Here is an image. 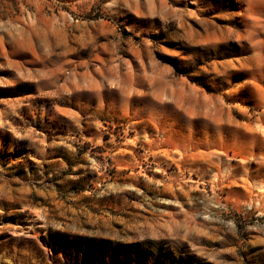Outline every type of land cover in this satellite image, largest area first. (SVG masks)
I'll list each match as a JSON object with an SVG mask.
<instances>
[{"label":"rangeland","instance_id":"obj_1","mask_svg":"<svg viewBox=\"0 0 264 264\" xmlns=\"http://www.w3.org/2000/svg\"><path fill=\"white\" fill-rule=\"evenodd\" d=\"M0 264H264V0H0Z\"/></svg>","mask_w":264,"mask_h":264}]
</instances>
